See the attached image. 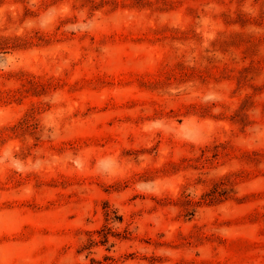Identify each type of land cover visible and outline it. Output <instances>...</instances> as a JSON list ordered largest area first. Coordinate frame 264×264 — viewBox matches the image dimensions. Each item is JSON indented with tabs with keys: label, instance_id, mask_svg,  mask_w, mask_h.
Wrapping results in <instances>:
<instances>
[{
	"label": "rangeland",
	"instance_id": "obj_1",
	"mask_svg": "<svg viewBox=\"0 0 264 264\" xmlns=\"http://www.w3.org/2000/svg\"><path fill=\"white\" fill-rule=\"evenodd\" d=\"M0 264H264V0H0Z\"/></svg>",
	"mask_w": 264,
	"mask_h": 264
}]
</instances>
